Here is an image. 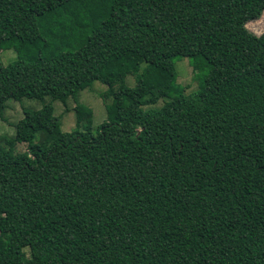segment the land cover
<instances>
[{
	"label": "trees",
	"instance_id": "16d2710c",
	"mask_svg": "<svg viewBox=\"0 0 264 264\" xmlns=\"http://www.w3.org/2000/svg\"><path fill=\"white\" fill-rule=\"evenodd\" d=\"M263 13L264 0H0V53H15L0 120L10 100L41 104L0 137V264H264V32L246 28ZM177 57L204 73L190 94ZM94 82L95 131L78 100ZM68 100L63 133L52 103Z\"/></svg>",
	"mask_w": 264,
	"mask_h": 264
},
{
	"label": "rangeland",
	"instance_id": "374dc122",
	"mask_svg": "<svg viewBox=\"0 0 264 264\" xmlns=\"http://www.w3.org/2000/svg\"><path fill=\"white\" fill-rule=\"evenodd\" d=\"M246 28L254 35L259 36L264 32V13L262 16L253 22L246 25ZM15 60V53L13 50H6L0 53V61L6 66ZM174 70L176 74V83L186 88L185 94H190L198 89V83H200L203 72L200 73L199 80L195 78L193 72V66L187 58H175L173 60ZM197 74V72H196ZM198 76V75H197ZM128 87L133 88L135 85L134 78L128 76L125 80ZM106 90V87L99 82H94L88 89L82 91L79 95V102L92 110V127L93 131L106 120V112L104 103L101 98V94ZM163 104V101H159L154 108H159ZM54 109V115L60 117V129L63 133H70L75 129V115L73 112L74 102L72 100L67 101V110L58 101L52 103ZM41 108V104L35 100L23 99L22 101H8L7 109L4 112V120H0V137H14L15 124L23 118V109L26 110H38ZM26 150L25 144H16L15 151L17 153L24 152Z\"/></svg>",
	"mask_w": 264,
	"mask_h": 264
}]
</instances>
